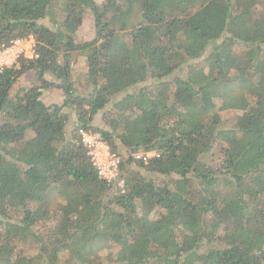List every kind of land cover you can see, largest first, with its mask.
I'll use <instances>...</instances> for the list:
<instances>
[{
	"label": "trees",
	"instance_id": "1",
	"mask_svg": "<svg viewBox=\"0 0 264 264\" xmlns=\"http://www.w3.org/2000/svg\"><path fill=\"white\" fill-rule=\"evenodd\" d=\"M257 2L0 0V44L32 37L37 56L0 73V264H81L102 251L111 264H264ZM86 10L96 36L74 44ZM71 53L85 60L86 96ZM30 71L35 84L11 96ZM49 89L61 104L43 103ZM79 130L120 158L122 187L98 177ZM138 152L153 155L137 163Z\"/></svg>",
	"mask_w": 264,
	"mask_h": 264
},
{
	"label": "rangeland",
	"instance_id": "2",
	"mask_svg": "<svg viewBox=\"0 0 264 264\" xmlns=\"http://www.w3.org/2000/svg\"><path fill=\"white\" fill-rule=\"evenodd\" d=\"M94 2V6L96 9H101L103 0H92ZM257 13H264V0H258L257 5L254 8ZM82 24L80 28L78 29L77 33L73 37L74 44H81L84 42H89L93 40L96 36L94 23H93V16L90 10H86L85 13L82 16ZM70 63L72 68L71 73V79L74 85V89L76 94L80 96H86L90 92V87L86 84L85 80V60L82 56H79L77 53H71L70 54ZM45 78L50 82H55L54 78L46 74ZM35 73L33 71L27 72L23 74L18 81L13 85L11 89V96H13L18 89L28 87L30 85L35 84ZM165 89H168L169 86L163 85L162 86ZM43 96L41 97V100L46 106H52V105H59L64 99V94L61 90L58 89H49L42 92ZM100 116L99 115L96 119V123L98 124L100 122ZM69 129L72 130L73 124L75 123V118L72 113H70L69 117ZM222 123L221 126L225 129L231 128L234 125V119H235V113L231 111H226L221 113ZM72 126V127H71ZM30 134V133H29ZM27 135L26 138L30 137V135ZM70 137L67 134L66 140H69ZM129 168H134V165L129 166ZM12 208L9 210L10 215L12 217L19 218V211H20V205L17 204L16 206H11ZM94 213H99L100 207L96 206L93 209ZM77 217V216H76ZM73 217L72 220L77 222L78 218ZM258 232L261 231L260 227L257 229ZM31 253V252H30ZM98 258H89L86 259L81 264H111V260L107 258V254L102 251L98 253ZM60 264H69L67 260H62Z\"/></svg>",
	"mask_w": 264,
	"mask_h": 264
},
{
	"label": "built area",
	"instance_id": "3",
	"mask_svg": "<svg viewBox=\"0 0 264 264\" xmlns=\"http://www.w3.org/2000/svg\"><path fill=\"white\" fill-rule=\"evenodd\" d=\"M36 57L32 37L0 44V73L4 69L16 65L20 59L33 60ZM78 134L98 177L107 183H116L122 187L124 183L120 178V158L95 136L82 130H79ZM152 155L151 153L138 152L132 154V158L137 163L146 164Z\"/></svg>",
	"mask_w": 264,
	"mask_h": 264
}]
</instances>
